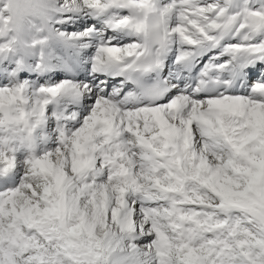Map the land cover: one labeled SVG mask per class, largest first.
Listing matches in <instances>:
<instances>
[{
	"label": "snow or ice",
	"instance_id": "obj_1",
	"mask_svg": "<svg viewBox=\"0 0 264 264\" xmlns=\"http://www.w3.org/2000/svg\"><path fill=\"white\" fill-rule=\"evenodd\" d=\"M0 264H264V0H0Z\"/></svg>",
	"mask_w": 264,
	"mask_h": 264
}]
</instances>
